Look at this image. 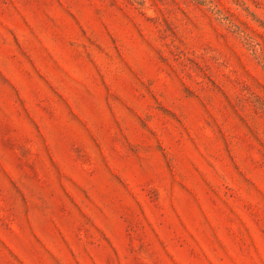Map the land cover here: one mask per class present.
<instances>
[{
	"label": "rangeland",
	"instance_id": "1",
	"mask_svg": "<svg viewBox=\"0 0 264 264\" xmlns=\"http://www.w3.org/2000/svg\"><path fill=\"white\" fill-rule=\"evenodd\" d=\"M0 264H264V0H0Z\"/></svg>",
	"mask_w": 264,
	"mask_h": 264
}]
</instances>
